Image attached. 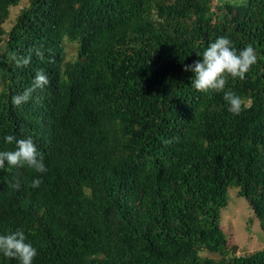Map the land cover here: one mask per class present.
<instances>
[{"label":"trees","instance_id":"trees-1","mask_svg":"<svg viewBox=\"0 0 264 264\" xmlns=\"http://www.w3.org/2000/svg\"><path fill=\"white\" fill-rule=\"evenodd\" d=\"M222 36L257 55L225 87L238 116L183 70ZM40 70L49 84L14 107ZM5 135L47 169H0V235L22 229L33 264H264L221 225L233 189L264 230V0H0V151Z\"/></svg>","mask_w":264,"mask_h":264},{"label":"clouds","instance_id":"clouds-1","mask_svg":"<svg viewBox=\"0 0 264 264\" xmlns=\"http://www.w3.org/2000/svg\"><path fill=\"white\" fill-rule=\"evenodd\" d=\"M43 46H41L42 48ZM35 55L44 58L41 49H33ZM196 55L200 59L190 65L184 66V71H191L194 76L191 78L195 90L204 94L223 93V99L228 105V112L233 116L241 114L243 108L247 107L245 101L232 91H225L229 80H244L251 67L257 62L256 51L251 44L242 50L237 51L232 46L227 36L218 37L211 42L207 48ZM16 67H26L31 61V52L27 57H17L15 53L10 54ZM49 84V79L43 70L35 73L30 87L22 94L15 95L11 99L14 107L27 103L37 89H42ZM4 141L7 145H14L11 150L0 151V169L5 168V162L9 166H27L36 173L47 171L43 157L31 138L17 140L13 135H5ZM42 183L40 178L34 179L31 183L33 189L39 188ZM27 237L22 229L15 232L0 235V254L6 258L15 259L18 264H33L37 256V249L31 243L26 242Z\"/></svg>","mask_w":264,"mask_h":264},{"label":"rangeland","instance_id":"rangeland-1","mask_svg":"<svg viewBox=\"0 0 264 264\" xmlns=\"http://www.w3.org/2000/svg\"><path fill=\"white\" fill-rule=\"evenodd\" d=\"M20 8L21 5L12 7L9 20L4 24L6 30L12 26ZM65 46L67 58H72L76 53L75 43L66 42ZM228 193L229 203L221 211V225L230 245H237V254H246L264 248V230L261 228L260 220L245 198L237 196L233 189ZM208 256L217 257L210 253Z\"/></svg>","mask_w":264,"mask_h":264},{"label":"water","instance_id":"water-1","mask_svg":"<svg viewBox=\"0 0 264 264\" xmlns=\"http://www.w3.org/2000/svg\"><path fill=\"white\" fill-rule=\"evenodd\" d=\"M231 248H232V250H233L234 252H236L237 245H233V246H231Z\"/></svg>","mask_w":264,"mask_h":264}]
</instances>
